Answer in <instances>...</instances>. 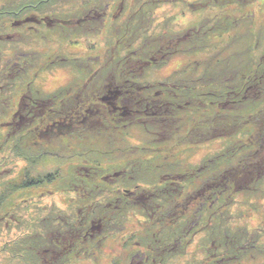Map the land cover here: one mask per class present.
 Here are the masks:
<instances>
[{
	"label": "trees",
	"instance_id": "1",
	"mask_svg": "<svg viewBox=\"0 0 264 264\" xmlns=\"http://www.w3.org/2000/svg\"><path fill=\"white\" fill-rule=\"evenodd\" d=\"M41 1L40 6L43 7L44 12L49 11L55 6V0ZM101 1L103 0H97V4H94L99 8V11L100 8L108 11L114 4V2H112L110 5L102 6ZM110 1L113 0H108L107 2ZM156 1L158 2L157 6L161 7L166 4L170 6V0H146L144 2H142V0H130V3L126 1L128 5L124 3L122 10H119L116 14L118 15L119 12H124L129 14L130 17L123 25L116 27L112 26L110 31L113 37L112 40H110L111 47L106 55L107 57L101 62L93 63V65H95V71L92 75L90 73L91 76L89 75L85 80H88L86 82L88 83L97 77L98 74L100 76H98L96 80L99 81L100 77L102 84L99 86H96L97 84H92V89L89 85L71 86L70 89L72 90L68 89L70 92L66 94V100L60 105L61 107L58 104L59 98H57V96H49L42 101L40 100L38 104H35L38 108L34 106V102H31L30 99L27 98L17 112L21 119L18 121L14 118L12 123L10 121L11 128L10 131L6 133L8 137L5 139V143H3L4 146L8 147L2 148L7 151L10 148L12 151L15 150V153L19 152L18 156H20V158L24 153V151H21L23 146L20 142L22 141L25 144H29L25 139L29 142H35L36 136L38 135L34 133V129H31L30 132L23 131L25 128L32 127L29 125V121L32 120L34 115L36 117L38 113L49 112L50 108L54 109L56 107L60 112H57L55 116L61 113L65 115L61 116V119L56 120V127H54V129L47 130L44 133L41 138L43 144H45V141L51 142L63 136H67L75 129L85 131L89 128V132L91 133L95 130L101 133L107 131L110 136H114L117 132H119L121 136L123 132L131 133L132 131L130 130L136 129L143 133L142 139L145 138V144L149 146V148H142L140 145L127 146L121 145V143L116 144L119 135L116 134L114 136L115 139L113 142H109V146H106V149L98 148L97 150V147H95V151L90 152L89 156L84 154L79 167L75 164L77 174L72 176L73 180L69 183V186L73 188L79 187V189L82 188V195L79 197L83 198L85 201L84 206L79 208L78 213L76 212L77 215H73L72 212L68 214L63 211H54L52 213L44 212L43 216L39 217L36 221L32 219L33 222H36L37 226L41 227L40 232L37 234L47 232L49 235L45 234L44 239L38 243V246H55L57 245L56 241L62 243L63 245L58 246L64 247L63 252L60 253L58 250L53 251L54 254L56 256L59 255L60 258H67L69 253L71 257L73 254H77L73 244L77 243L75 241L77 231L82 229L81 226L85 225V219H87L89 215L95 213L96 218H101L105 230L121 233L125 228L124 222L129 220L125 218L124 204L118 202V198H113V196L120 195L124 198L126 197L124 201L129 199L130 202L134 201L133 204L137 201L133 210L137 213L143 211V207L148 209L143 211L144 213L150 212L151 210L152 212H159L160 208H153L157 206V204H163L164 202H168V205L172 204L170 200L171 196L168 194V191L175 194V204L173 201V206L163 211L164 218L157 221L163 222L165 225L142 219V222L139 223L140 229L144 230L146 226L165 229L167 225H176V223H178V227H187L189 223L187 220L190 217L192 231H196L194 233L191 232L193 243L198 234L207 233L208 235L210 233L212 235L220 226H223L225 232L223 234L227 236L226 242L212 235V248L208 250L209 254L218 252L217 256L214 258L215 261H219L218 264H230L232 259L235 258L233 256L240 253H244L245 255L247 254L246 250L249 248H251L250 252H252L254 249L256 250L259 248V243L264 247L261 241H259L263 235L257 231V228L241 229L231 224L233 217L235 219V217L240 215V218H242L243 214L241 212L236 210L239 213L237 215H229L228 212H226L216 218L212 216L217 214L219 209H217V211L214 210V214L211 212L212 208L217 205L216 199L219 200V197L223 198L227 196V198L230 199L233 196L232 193L234 190L240 191L246 188L251 190V187L254 186V188H256L264 182V152L261 154L264 148V118H262L264 116V105L262 102V100L264 101V69L254 68L257 63V66L259 64H264L253 58L252 54L256 50V48L252 47V38L254 36H252L250 31L246 29L242 30L244 27L242 23L247 20L248 16H253L251 13H248V15L245 13V10L243 11V4L247 6L254 4L255 6L257 3L255 0H235L236 3H240V6H242L239 8L238 5L233 2V4L237 6L236 13L239 11L240 13L243 12L242 16L237 18L238 24L241 25V31L236 35L234 34L230 41L223 42L222 49L212 55H207V51H210L208 47H211L214 43L209 45L206 37H211L215 33L219 35L218 37H222V33L225 29L220 27L211 28L203 36H198V31L201 29L199 27L197 29L191 28L185 34L179 33L178 35H173V32L169 31L155 34L147 27L150 25L141 27L139 22L141 19L140 17L143 16L144 13L147 15L149 14V11L153 8L152 6L155 5ZM83 4L85 6L87 5L85 1H83ZM3 12L10 14L7 11ZM102 12L103 11H90L86 21L91 18L97 20V22L101 20L100 27L103 26L104 22L102 23V21L104 20L101 15ZM112 15L115 14L112 13ZM50 18L55 20L58 17L49 16L45 17V20L51 21ZM67 20L71 22L72 26H77L78 28L79 26L86 28L93 24L92 20L88 21V26H83V21L81 19H78L79 21L76 19ZM110 20L111 19L106 23H109ZM116 21L117 20H114L113 23L116 24ZM248 22L252 23L250 19H248ZM71 25L67 26L65 24L66 29L71 27ZM34 28L36 30L39 29V27ZM49 29L56 31L58 29L57 23L55 25L54 22V27H50ZM90 30L96 29H91L90 27L83 36H92L93 34ZM2 32L4 31L2 30ZM80 37L81 36H79V38ZM79 38L72 40L67 38L66 42H73L79 40ZM148 40L149 42L147 43ZM220 42L222 41L218 39V43ZM236 42L238 43L237 51L235 48ZM223 51H232V54L236 52L233 58L226 59ZM243 52H245V55L240 58L239 55ZM179 54H203V56L200 59L191 60L183 67L180 66L178 70H173L164 80L153 82L146 78L148 77L147 75H149L147 73L148 69L157 71L159 68L167 66L169 61L174 57L176 58ZM152 59H155V62H152ZM90 60H93V58H90ZM80 64H90V62H84L82 60ZM21 66L24 65L20 62L19 68ZM259 71H261V74L260 76L258 75L255 81L254 78ZM9 73H13V69H11ZM21 74L20 68L19 75ZM131 81H135L136 83L132 84ZM139 88L142 90H153V92L162 91V94L165 95V99L163 102L159 103H156L153 99H148V102H145L143 98V100L138 99L134 101L129 95L131 90L136 92ZM108 91L112 94L107 95ZM5 93L6 92L2 95ZM78 93L82 94L79 96ZM105 95H107L106 97H112V104L116 106L119 111L114 112L112 106H102L100 104ZM12 96L13 93L9 92L4 95L1 101L11 99ZM10 103L9 101L3 102V108L1 107L2 111L5 112L8 107H12ZM214 108L215 112H213ZM192 109L204 115V118L201 117V120H194L188 127L189 119L191 118L188 114L192 112ZM122 112L125 113L124 116ZM47 115L48 113L45 116ZM182 120H184V122L181 124ZM92 124L94 127H92ZM250 124L257 129L258 134L256 130L251 133H243L241 130L242 126L244 125L243 127H246ZM155 130L160 132V137ZM183 130L187 131V133L182 134ZM163 131L165 135L161 134ZM235 134H238L235 137L238 136L239 138L241 136L244 138H240L237 143L228 146V150L233 152L231 158H225L219 155L217 158L209 160L210 163L214 165L209 166L205 162L200 171L202 172L208 167V169L211 170L207 172V179H204V181H212V184L207 183L205 185V188H209L211 192V198L208 200L199 199L202 203L200 211H202V213L207 211L210 214L209 216L213 219L212 222H210V224L212 223L211 227L204 225L205 222L201 217L185 215L188 207L185 208L180 204L188 195V191H186V177L183 178L185 174L180 176L175 174L170 175V177H177L170 178L172 181L166 185L163 191L159 190L157 195L149 194L147 191L145 192L143 190L140 191L139 188L142 185V181H140L141 178L139 177L144 175L143 172L150 169L153 164L151 161L148 162V165H144L143 163H146L145 157H150L157 153L161 149V146L165 148L170 144L172 150L176 149L178 146H183V144H203L207 141L215 140L216 138L233 137ZM19 136H21V138ZM3 144H0V146H3ZM158 144L159 146L157 147ZM51 145L52 144L49 145L50 148ZM253 145L261 147L260 151L256 152L253 150V147H256ZM242 148L244 149L242 150ZM44 149H46V147ZM59 149V145L52 148V150L56 151ZM63 152L65 151H62L59 155H62ZM245 152H247V155L244 154ZM44 155L45 156H42L37 161L32 159L29 155L31 158L28 157V166H24V169L22 167V170H26V179L21 181V187L31 189L42 186L53 187L55 182L50 179L54 178V176H60L62 171L68 170L63 169L61 165L62 160L52 159L49 155ZM253 156L255 159H251ZM11 158L16 162L15 158ZM71 158L72 156H69L65 158V161H70ZM40 160L43 161L40 162ZM244 161L246 164L252 162L247 170L238 168L243 165ZM46 163L49 165L54 164L57 167L52 169V171H47L48 173L44 172L40 167L41 165H46ZM253 163L257 164L254 165ZM217 167H219V169L214 170L217 169ZM196 170L199 171V167L196 168ZM193 176L195 175L193 174L189 178L191 182L195 180ZM87 177H89V179ZM222 179L224 181L223 186L219 189L220 184H217V182ZM67 180V176L65 175L61 181L67 184ZM98 180H100L102 185H110L111 187L105 192L107 188H104V186L101 187L98 184L96 185ZM240 180L245 181L241 182ZM91 181L94 182L95 186L90 184ZM18 185L19 184H14L13 186L18 187ZM55 186H57V184ZM172 186L176 187L173 189ZM62 187H64V185ZM113 187L117 188L113 189ZM125 190L128 191L129 194H126ZM220 192L221 195L219 196ZM103 194H107L104 197L108 196V198H104ZM149 195L152 196L147 198ZM99 198H101V200ZM90 200L94 201L92 207L89 204ZM193 202H196V200ZM136 212L132 213L141 221V218ZM120 213L122 214L119 215ZM194 218L195 221L192 222L191 219ZM15 219L18 220L16 215ZM147 223L150 224L146 225ZM158 225L161 227H158ZM58 227L62 229L63 234L59 232L62 236L58 234ZM143 230L140 238H145L146 241L138 245L137 241L136 244L132 241L138 254L136 255L138 258L136 263L165 264L177 254L182 252L183 255V247L188 245L184 244L182 239L178 241L177 237L180 229L171 232V237H169V235L167 240H164L165 238L162 237H160V239L156 235H149V238L147 234L143 236ZM242 230H244L246 234L241 233ZM210 234L209 236H211ZM250 235L252 238L248 237ZM134 238H136V236H133V239ZM230 242L233 243L235 249L229 247L228 243ZM216 243H218L219 246H217ZM208 244L209 243H207V246ZM166 246L170 247L165 250ZM207 246H205V248H208ZM8 250H10L9 253H11V250L14 249L9 248ZM172 254L175 255L172 256ZM6 256L7 259L11 258V256Z\"/></svg>",
	"mask_w": 264,
	"mask_h": 264
},
{
	"label": "rangeland",
	"instance_id": "2",
	"mask_svg": "<svg viewBox=\"0 0 264 264\" xmlns=\"http://www.w3.org/2000/svg\"><path fill=\"white\" fill-rule=\"evenodd\" d=\"M85 1V4H97V0H55V6L47 11L46 13L49 14V16L52 17H58L59 19L67 20V19H83L82 25L88 26V21H86L87 17L89 16L90 10L85 9L83 6H78L77 9L74 8V5L77 3H82ZM108 0L101 1L102 6L110 5L112 2L114 4L111 6V8H107L110 15L117 14V12L122 9L119 5V3L122 1L126 5L127 2L130 3V0H113L110 2H107ZM127 1V2H126ZM146 0H142L144 2ZM239 1V0H238ZM256 1V0H255ZM41 0H0V28L10 31L8 26L11 28L13 27L11 22L12 19L15 21H22V19L27 16L28 14H33L31 10H24L25 8L24 4H30L34 5L35 8L42 12L41 9ZM235 0H170V6L164 5V6H157L158 2L156 1L155 5H153L152 9L149 11V14H145L141 16L139 25L141 27L147 26L153 33H163V32H173V35H178L179 33L185 34L189 29L191 28H201L200 31H198V36H203L206 34V32L211 28H224L225 31L222 33V37H218L216 33L211 37H206L208 40V44L212 45L211 47H208L210 51H207V55H212L215 52L222 49L223 42L230 41L232 39V36L235 34L240 33L241 31V25L238 24L237 18L241 17L243 12L236 13V9L238 5L239 8L240 3L233 4ZM257 4H251L250 6L243 4V11L245 10V13H251L253 16H248L247 20H245L242 24L244 27L242 30L246 29L252 33V47L256 48L254 51L253 58L261 61L262 64H264V0H257ZM254 6V7H253ZM260 10V11H258ZM3 11H7L10 14H6ZM14 11H17L19 15L15 17ZM95 12H100L99 10H94ZM263 11V12H262ZM102 16H107L106 10H104L102 13ZM168 15H171V21L167 18ZM85 17V18H84ZM129 14L124 12H119V14L115 17L116 24L113 23V27L121 26L123 23L126 22V20L129 18ZM248 19L252 21V23L248 22ZM114 21V18H111L110 22ZM106 23V21H103ZM172 22V23H171ZM206 24V25H205ZM205 25V26H204ZM68 26V25H67ZM94 25H89L86 28H83L79 26H72L66 29V38L65 36L62 37L58 33L51 32L46 26L39 28L40 31L38 33L30 32L28 26H21L20 23H17V27L15 28L18 33H21L22 35H28L29 40L23 41L21 37L16 39V46L18 47L19 51L27 52L29 51H35L38 50L39 57L37 58L39 66L46 69V71L42 72L39 79L33 84L38 88L37 90H34L35 93H39L40 95H35L37 97H42V95H49L54 92H57L60 90H68L71 86H81L85 84L87 81H85L90 73L92 75L91 68L85 67V65L80 64L76 65L71 60H69L67 66L65 65H49V63L53 60H56L59 56H68L73 59H75L77 54H75L76 49L71 48L69 45L65 47V41L67 38L72 39H78L79 36L86 33L90 27H93ZM146 27V26H145ZM14 28V27H13ZM1 30V29H0ZM33 35L35 36V40L31 41ZM45 36V38H41ZM152 38V37H150ZM219 41H222L218 43ZM149 40L147 41V43ZM2 44L0 43V47ZM57 47L59 46L60 50L58 54L54 57L45 56V48L46 47ZM236 51L238 50V43L236 42ZM235 51V52H236ZM234 52V53H235ZM248 52V51H245ZM245 52L241 53L239 56L242 58V56L245 55ZM224 56L226 59H231L234 57V53L232 54V51H223ZM222 53V54H223ZM92 54L100 55V62L105 59L106 56V50H98L93 52ZM149 54V53H146ZM150 55V54H149ZM221 55V54H220ZM146 56V55H144ZM203 56L197 55V54H190V55H184L179 54L174 61H172L171 65H168L167 67L159 68L157 71H153L152 69H148L147 73L150 75H147V79L152 80L153 82H156L158 80H164L166 79L173 70L180 69V66H184L191 60H197L200 59ZM28 58H30V55L23 54V58L21 61H26ZM258 64V63H257ZM254 67L255 69H264V65H258ZM84 68H83V67ZM11 67V65H9ZM66 67V68H64ZM95 67V66H94ZM257 67V68H256ZM6 67H3V69ZM52 71H58V73L54 74L52 77L49 75L52 73ZM261 71L258 72L254 80L256 81L258 78V75L260 76ZM90 75V76H91ZM144 75V74H143ZM49 76V77H48ZM1 77V75H0ZM24 79L28 77V74L25 73L22 75ZM49 78L48 86L54 87V88H48V89H41L42 85L45 84V81ZM20 77L22 80V83L24 79ZM98 77H96L97 79ZM92 81V84H95L97 80ZM145 79V80H147ZM99 80L100 77H99ZM30 81V80H29ZM27 81V82H29ZM117 83V82H116ZM119 83V82H118ZM131 83H136L135 81H131ZM144 83V82H143ZM89 85V87L92 89L90 82L86 83ZM100 84H97L96 86H99ZM264 86V85H263ZM133 88V87H132ZM134 89V88H133ZM72 90V89H70ZM68 90L65 94L70 92ZM135 90V89H134ZM134 90H131V93L129 96L133 98L134 101L143 100L145 102H148V99H153L156 103L163 102L165 99V95L162 94V91L159 92H153V90H142L139 88L136 92ZM89 91V90H88ZM9 92H6L4 95L8 94ZM13 96L11 99H5L4 101H1L4 95L0 94V144L5 143V139L8 137L6 136V133L10 131L9 124H6L7 120H11L12 116L16 113L15 110L18 107L19 99L24 94L23 91H15L12 92ZM82 93H78L80 96ZM161 97V99H160ZM143 98V99H142ZM162 100V101H161ZM9 101L10 106L7 110L4 112L2 111L3 108V102ZM263 105L264 101L262 100ZM2 107V108H1ZM215 112V108L213 110ZM212 112V113H213ZM64 113H61L58 116H54L55 119L61 118V116H64ZM191 116L189 119L188 127L193 123L194 120H201V117L204 118V115H201L194 109H192V112L188 114ZM212 115V114H211ZM185 116V115H183ZM246 117V116H245ZM40 118V117H39ZM38 118V119H39ZM264 118V116L262 117ZM49 124L47 120L42 117V120L39 121V123H34L35 125V132L36 134H44L47 130H51L54 126H51V124L54 123V121H50ZM184 122V120L181 121ZM38 124V126H36ZM244 126V125H243ZM241 128L243 133H251V132H257V129L252 125H248L246 127ZM92 127L94 125L92 124ZM240 130V131H241ZM88 133H87V132ZM131 133H122L120 136V133L117 132L118 135L117 142L121 143V145H132V146H141L142 148H149L147 144H145V138L142 139L143 133L139 130H130ZM155 132L160 135V132L155 130ZM91 135H90V134ZM183 133H187V131H182ZM115 134V135H116ZM162 135H165L164 131L161 133ZM239 134V133H238ZM233 135V137H227V138H216L215 140L207 141L203 144H183V146H178L176 149H172L170 147V144H168L165 148L161 146V151L159 150L157 153L151 155L150 157H145L144 165H148V162L152 161V166L150 169L144 171V175L140 176V181H142V185L139 188L140 191H147L149 194L157 195V192L163 191V189L166 187V185L172 181L170 178H174L177 176L170 177V175H184L183 178L186 179L187 183V193L188 195L185 197V200H183L180 204H182L185 208L189 207L187 210V213L185 215H190L194 217H201L203 221L205 222L204 225L206 226H212V217H217L221 215L222 213L228 212L229 215H237L239 214L236 210L241 209L245 211V214L251 213V222L254 224H258L257 231H259L261 236L260 241L262 245H264V182L262 185L254 188L251 187V190L246 188L245 190H234L232 193V198L228 199L227 196L220 198L219 200L216 199L217 205H215L211 212L214 214V210L217 211L219 209V212L217 214H214V216L210 217L209 213L207 211H204L202 213L201 210V202L199 199L208 200L211 198V192L209 188H205V185L212 184L211 180L204 181V179H207L209 170L208 168L206 170H202V165L206 162L209 166L214 165L210 163V159L217 158V156L221 155L225 158H231L233 152L229 151V145L233 143H237L240 138L235 137L236 135ZM258 134V132H257ZM23 135V134H22ZM114 135V136H115ZM114 136L108 135L107 131L105 132H98L94 131L93 133L89 132V128L85 131H81L78 129H75L72 133H70L67 136H63L60 139H56L55 141H45L46 145H51L50 153L52 152L55 156H50L52 159H59L62 160V167L63 169H68L67 171H62L60 176H54V178L50 179L53 180L55 183L53 184V187L49 186H42V188H24L21 187V181L26 179V170H22L21 164L18 165V162H14L11 157L7 156V151L4 150L2 147H8V146H0V264H32L37 251L32 252L30 249L32 248H41L38 246V243L44 239L45 233H40L41 227L36 225V222H33L32 219L35 221L43 216L44 212L52 213L59 211L58 209H61L64 213H70L72 212L73 215L78 213L79 208L84 206L85 201L83 198H80L79 196L82 195V188L79 189V187L73 188L72 186H69V183L73 180L72 176L77 174V168L75 167L78 165V167L81 165V160H83L84 154L90 155V152L95 151V147L99 149H106V146H109V142L115 139ZM21 138V136H19ZM42 138V136H41ZM27 143L29 141L25 139ZM23 146L21 148V151H32L31 156L35 158V161L39 160L42 156L40 155L41 149L33 148V149H27L26 145L22 141L20 142ZM49 143V144H48ZM143 144V145H142ZM59 145V150H52L53 147ZM159 144L157 145V147ZM256 146V145H253ZM260 146V144H259ZM259 146L253 147V150L256 152L260 151ZM264 146V145H263ZM156 147V148H157ZM45 148V147H44ZM159 149V148H158ZM244 148H242L243 150ZM62 151H65L62 153V155H59ZM172 151V153H171ZM264 148L261 151V154H263ZM19 153V152H18ZM18 153L15 154V157L18 156ZM247 155V152L244 153ZM39 156V157H37ZM45 156V155H44ZM69 156H72L70 161H65V158H68ZM255 157L253 156V158ZM215 160V159H213ZM43 160H40L42 162ZM75 162V163H74ZM260 163V162H259ZM76 164V165H75ZM252 162L249 164H246L245 161L243 162V165L241 167H238L242 170L249 169L248 166H250ZM256 165L257 163H253ZM264 164V163H263ZM57 166L52 164L49 165L46 163V165H41V169L44 172L52 171V169H55ZM199 167V171L196 170V168ZM217 169L214 170H218ZM200 172V173H199ZM48 173V172H47ZM195 178L193 182L190 181V177L192 175ZM67 176V184L63 183L61 180L64 176ZM168 175V176H166ZM189 175V176H188ZM201 175V176H200ZM90 177V176H89ZM89 177H87L89 179ZM169 179V180H166ZM184 179V180H185ZM224 179V178H223ZM223 179L218 181L219 183V189L221 186H223ZM241 182H244L245 180H240ZM90 182V180H89ZM14 184H19L17 186H13ZM57 184V186H55ZM93 186L94 182L91 181ZM104 186V188H107L105 192L111 187L110 185H102L100 180L96 183V185ZM105 184V183H103ZM245 184V183H243ZM61 185V186H60ZM64 185V187H62ZM176 186H172L174 189ZM117 187H113L115 189ZM24 189V190H21ZM31 189V190H28ZM112 189V190H113ZM155 189V190H153ZM55 192V193H53ZM107 194H103V197ZM221 195V192L219 193V196ZM104 198H108L104 197ZM113 198H118V201L121 204H124L125 207V218H128L129 221L124 222L125 229L128 231L129 234H133L134 236L140 237L142 236V230L139 227V223L143 220H151V222L165 225L163 222H157L164 218V212L163 210H160L159 212H143L140 211V213H137L139 217L141 218V221L137 219L133 215L132 212L135 208V204L137 201H124L126 198L123 196H113ZM101 200V198H99ZM138 200V199H136ZM196 200V202H193ZM94 201H89L90 206H93ZM130 204V206H129ZM120 213L119 215H121ZM15 215L18 220L15 219ZM77 215V214H76ZM75 215V216H76ZM205 215V216H204ZM224 216V215H222ZM228 216V215H227ZM230 217V216H229ZM20 218V219H19ZM244 218H240V215L238 217H233L231 224L236 226V222L241 221ZM102 220V219H101ZM191 221H195L194 219H191ZM153 223V224H154ZM150 223H147L146 225H149ZM100 223L98 219H95L94 225L92 227V230H98L100 229ZM180 227V226H179ZM145 232L143 234L149 235H156L158 238L162 237L165 238L164 240H167L169 230L167 227L165 229H160L157 227H145ZM179 237H184L187 235V233L196 232L192 231V227H180ZM201 230L200 228H198ZM228 230V229H227ZM201 232V231H199ZM224 227L220 226L219 229L215 231V233H212V235L216 236V238L219 240L222 239L224 242H226V234H223ZM243 234H246L244 230H242ZM84 234V233H83ZM122 233H116V239H121ZM207 235V234H206ZM112 234L109 235V237H105V233L103 232L101 235H99V238L95 240V242H91L88 244V249L91 247L93 252H95L94 257L92 258V262L96 264H100L99 262H102L104 264H111L110 259L111 256L114 254H111V256H108V252L110 251L109 247H114L115 244L112 238ZM203 236V234H198L196 237L195 243H192L191 247H188L190 249H193V257L190 256V252H186L181 257H178L177 259L173 258L170 260L167 264H190L189 260H191V264H208L209 260H207L205 255L201 252H198V248H196V244L198 243L199 239ZM252 238V236H248ZM133 242L136 244V241L138 242L140 238H134ZM161 239V238H160ZM144 240V239H140ZM201 242V241H200ZM134 243H132V247H134ZM32 244V246H31ZM201 243H199L200 245ZM229 247L231 249H235V246H233V243H228ZM100 245V247H99ZM119 245L122 246V241L119 242ZM217 246L218 243H216ZM31 246V247H30ZM98 247V252L95 250V248ZM199 247V246H198ZM208 248L211 247V245L208 244ZM9 248H13L14 250H11V253H9ZM100 250L106 252V255L104 253L100 254ZM135 247L133 248V251H135ZM264 249V247H263ZM116 250H118L116 248ZM251 248H249L247 251V254L244 255V253H240L232 259V262L230 264H262L264 262V257L260 256L258 249L250 252ZM8 251V252H7ZM16 251V252H15ZM80 251L76 252L77 254L73 256V261L75 263H81L86 264L82 261V254L78 255ZM19 254V255H16ZM11 256V258L7 259V256ZM14 256V257H13ZM40 257V256H39ZM101 257V258H100ZM194 259V260H193ZM211 261V260H210ZM212 263V262H211Z\"/></svg>",
	"mask_w": 264,
	"mask_h": 264
},
{
	"label": "flooded vegetation",
	"instance_id": "3",
	"mask_svg": "<svg viewBox=\"0 0 264 264\" xmlns=\"http://www.w3.org/2000/svg\"><path fill=\"white\" fill-rule=\"evenodd\" d=\"M119 5L122 8L124 5V2L121 1L119 3ZM78 6H83L90 11L99 10V8L96 7L94 4H89V5L85 6L82 2L80 4L79 3L75 4L74 8L77 9ZM23 7L25 8L24 10H31L33 12V14H31V15L28 14L27 16H25L22 19V21H15L14 19H12L11 24L14 28L13 27L11 28L10 26H8L10 31H8L7 28H6V30L3 29L2 27L0 28L1 29V31H0V43L2 44V46L0 47V75H1V77H0V94L2 95L4 92H15V91H23L24 92L22 97L19 99L18 107L15 110L16 113L18 112L19 107L22 106V103L27 98H29L31 102H34V106L36 108H38V106L35 104H38V102L40 100L42 101L43 99H45L49 96H57V98H59L58 104L60 106L63 102H65V100H66L65 99L66 98L65 93L67 92V90L62 91L59 89V91L54 92V93L49 94V95H42V97L35 96L37 94L38 95H40V94L34 92V90H37L38 88H36V86L33 84L39 79L42 72L46 71V69L39 66V64H38V61H37V58L39 57L38 50H36V52H35V51H29V49H28L27 52H25V53H24V51H19L18 47L16 46V39L21 37V38H23L22 39V42H23V41L29 40V36L26 34L22 35L21 33H18L15 28L17 27V23H20L22 27L28 26L30 32L38 33L40 31V29L36 30L34 27L41 28V27L46 26L49 29L50 27H54V22H55V25L57 23L58 29L56 31L50 30V29L49 30L51 32L58 33L60 36L64 37L65 36L64 32L66 31L65 24L71 25V22H69L68 20L66 21V20H62L59 18H56L55 20L50 18L51 21H47V20H45V17H49V15H47L46 12L43 11V7H41L42 12L38 11L34 5L32 6V5L28 4V5L22 6V8ZM121 10L122 9H120V11ZM100 11H104V9L100 8ZM106 12H107V16H105V17L103 16L104 21L107 22L112 17H114V20H115V17L117 15H112V14L110 15L109 11H106ZM13 13L16 14L15 17H17L19 15V13L17 11H14ZM167 18L171 21V15H168ZM81 20H83V19H81ZM89 20H92L93 24H91V25H94L93 27H91V29H96V30H92V31L90 30V32H92V34H93L92 36L87 37V36L81 35L79 40H75L73 42H68V43L65 41L64 46L67 47L69 45L71 48H75L76 49L75 54H77L78 56H76L75 59L68 57V56H64V55L59 56L56 60L51 61L49 63V65H56V64L58 65L59 64V65L67 66L69 60H71L76 65H79L80 61L83 60L84 62H90V64H83V65H85V67L91 68L92 73L95 71V67H94L95 65H93V63H98L100 61V55L99 54L94 55L92 53L95 51H98V50H100V51L106 50V55L108 54L109 49L111 47L110 40H112V37H113V34H111V31H110L112 29L113 22L111 21L109 23H104L103 26L100 27L101 20L98 22H97V20L92 19V18ZM102 23H103V21H102ZM2 30L4 32H2ZM96 31H98V32H96ZM96 36H100V37H96ZM41 38H45V36H43ZM35 39L36 38L33 35L31 41H33ZM59 50H60L59 46H57V47L48 46L45 48V56L54 57L58 54ZM23 54L30 55V58H28L25 62L21 61L23 58ZM32 55H34V56H32ZM35 56H36V59H35ZM90 58H93V60H90ZM174 60H175V57L169 61L168 65H171L172 61H174ZM20 62L22 63V65H24V66L20 67L21 72H22L21 75H19V70H20L19 64H20ZM152 62H155V59H152ZM27 64H28V66H27ZM9 65H11V67H9ZM167 66H165V67H167ZM3 67H6V68L3 69ZM64 68H66V67H64ZM11 69H13V73L10 74L9 72ZM25 73L28 74V77H26V79H24L22 77V75ZM56 73H58V71H52V73L49 76L52 77ZM98 76H100V75L97 74V77ZM20 77L24 79L23 83H22V80L20 79ZM48 77L45 81V84L42 85L41 89H48V88L56 87V86H54V87L48 86V81H49ZM95 79H96V77L94 79H92V81H94ZM27 81H29V82H27ZM92 81H89L90 84H92ZM150 81H152V80H150ZM110 83H112V82H110ZM95 84H102V82H101V80H99V81H96ZM83 85H87V84L85 83ZM110 94H112V93L110 91H108L107 95H110ZM107 95L104 96V98L102 99V103H100V104L102 106H104V105L112 106L114 112L119 111L118 108H116V106H114L112 104V102H113L112 97H110V96L106 97ZM115 98H114V100H115ZM148 107H150V106H148ZM57 112H60V110H57V107H56L54 109L50 108L49 112L38 113V115L36 117H35V115L33 116V114H32V116H33L32 120L29 121V125L32 127L25 128L23 131L24 132H30L31 129H34L33 131H35L34 123H39V121L42 120L43 116L49 124L51 123L50 121H54V123L51 124V126L56 127L55 124H56V120H58V119H55L54 116L57 114ZM16 113L12 116V118H11L12 120L6 121V124H9V125H7V126H9V129L11 128L10 127V125H11L10 121L12 123L14 121V118H16L18 121L21 119V117L19 118V114L18 113L16 114ZM47 113H48V115L45 116ZM122 115L124 116L125 113L122 112ZM59 119H61V118H59ZM36 126H38V124ZM54 127L52 129H54ZM43 135L44 134L39 133L36 136L35 142H29V144L24 146V147H26L27 149H29V147H30V149H33L34 147L41 149V152H40L41 156H44V154L49 155V156H55L52 154V152L50 153V150H49L50 146L42 143L41 136L43 137ZM10 147H11V144H10ZM44 147H46V149H44ZM31 152L32 151L28 152L24 149V153L21 155L22 157L17 158V157H15V154H16L15 150L12 151L9 148L7 151V156L15 158L16 162H18V165L21 164V168L23 167V169H24L25 168L24 166H28V164H29V162H28L29 158L32 157V159H35L33 156H31ZM29 155L31 157H29ZM37 157H39V156H37ZM166 176H168V175H166ZM37 188H42V187H37ZM125 193L129 194V192L126 190H125ZM168 194L171 196L170 200H171L172 204L168 205V202H164L163 204H157V206H155L153 208H160V210H163V211L168 209V208H171L173 206V201L175 204V196H174L175 194L170 193L169 191H168ZM152 195H154V194H152ZM152 195L147 196V198L151 197ZM126 202H129V199H127ZM82 207H80V208H82ZM58 210H59V212H62L61 209H58ZM145 210H148V209L143 207V211H145ZM94 217H95V213L93 215H89L87 217V219H85V225L81 226L82 229L80 231H77L76 240H75L77 243L73 244L75 246L76 252L80 251L78 253V255H80V254L83 255L82 261L86 264H96V263L91 261L95 255V252H93L91 247H89V249H88V244L91 242H95V240H97L99 238V235H101L104 232L105 237H109V235L112 234L113 236L110 239L115 240L114 241L115 248L109 247L111 252H108V256H111V254H114L113 256H111V259H110L111 264H135L136 260H138V258L136 256L138 254L136 252L137 251L136 249H135V251H133V248L135 246L132 247V245H131L133 243L132 241L135 240V239H133L134 235L133 234L128 235L127 234L128 230L124 228L121 231V233L123 234L121 239H116V233L114 231L105 230V227L102 224L101 218H96V217L94 218ZM95 219H98V221L100 223L101 227H100L99 231L95 230V229H94V231L92 230ZM76 220H77V218H76ZM187 221L189 222L188 226H190V217L188 218ZM168 222H172V221H168ZM158 227H161V226L158 225ZM166 227H168L167 229L169 230L168 236L171 234V232L180 228V227H178V223H176V225H167ZM145 229L143 230L144 232H145ZM59 232L61 234H63L62 229L60 227H58V234L60 236H62ZM121 233H119V234H121ZM45 234L48 235L47 232H45ZM202 234H203V236L199 239L198 243L195 246L196 248H198L197 253L198 252L203 253L206 256L205 258L207 260H209L208 262H210V260H212L211 261L212 263L210 262L209 264H218L219 261L214 260V258L217 256L218 252H212L209 254V252H208L209 248H205V246H207V243L212 245L211 239L213 238V236L210 233L209 234L211 236H209V234L206 235L207 233H202ZM143 236H145V234H143ZM136 237L140 238L138 236H136ZM169 237H171V235ZM148 238H149V236H148ZM177 238H178V241H179V239H182L184 244H188L186 247H183V254H185L186 252L189 251L190 256L193 257V249L188 248V247L192 246L191 233H187V235L184 237H179V235H178ZM140 239H139L137 245L141 244L143 241H146L145 238H143L144 240H140ZM194 240L196 241V239H194ZM121 241H122V246L119 245V242H121ZM195 241L193 243H195ZM56 242H57V245H55V246H52V245L48 246L47 245V246H44L41 248L30 249L32 252L37 251L36 253H34V255H36V257L34 258L32 264H77L72 260L73 256H75L76 254H73L71 257V255L69 253L67 258H60L59 255L56 256L54 254L53 251L58 250L61 253L64 250L63 246H58V245H63V244L59 243L58 241H56ZM199 243H201V244L199 245ZM73 245H71V246H73ZM162 246H164V245H162ZM170 246H166L165 250H166V248H168ZM99 247H100V245H99ZM116 248L118 250H116ZM210 248H212V247H210ZM95 250L98 252V247L95 248ZM99 251H100V254L104 253L106 255V252H104L100 249H99ZM258 251H259L260 256L264 257L263 246H261L260 243H259ZM16 255H19V254H16ZM173 255H175V254H172V256ZM181 256H182V252L177 254L173 258L177 259L178 257H181ZM191 260H189V262ZM169 262H170V260L168 262H166L165 264H167ZM215 262H217V263H215ZM99 263L104 264L102 262H99ZM78 264H81V263H78ZM136 264H140V263H136ZM262 264H264V262Z\"/></svg>",
	"mask_w": 264,
	"mask_h": 264
},
{
	"label": "bare ground",
	"instance_id": "4",
	"mask_svg": "<svg viewBox=\"0 0 264 264\" xmlns=\"http://www.w3.org/2000/svg\"><path fill=\"white\" fill-rule=\"evenodd\" d=\"M242 209L243 208H241V209L239 208V209H237V211L241 212L243 214L244 218L241 221H238L236 223V226L240 227L241 229L242 228H248V229L257 228L258 224L250 223L251 222V218H250L251 217V213L245 214V211L242 210Z\"/></svg>",
	"mask_w": 264,
	"mask_h": 264
}]
</instances>
